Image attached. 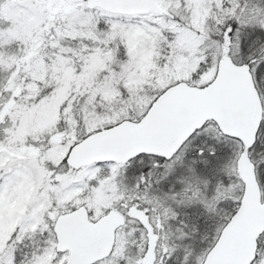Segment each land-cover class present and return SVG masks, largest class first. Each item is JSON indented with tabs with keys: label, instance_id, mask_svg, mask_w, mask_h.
I'll return each mask as SVG.
<instances>
[{
	"label": "snow or ice",
	"instance_id": "obj_1",
	"mask_svg": "<svg viewBox=\"0 0 264 264\" xmlns=\"http://www.w3.org/2000/svg\"><path fill=\"white\" fill-rule=\"evenodd\" d=\"M0 264H264V0H0Z\"/></svg>",
	"mask_w": 264,
	"mask_h": 264
}]
</instances>
